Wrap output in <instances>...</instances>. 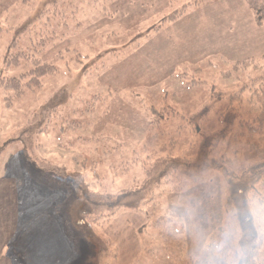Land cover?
<instances>
[{
	"label": "rangeland",
	"instance_id": "374dc122",
	"mask_svg": "<svg viewBox=\"0 0 264 264\" xmlns=\"http://www.w3.org/2000/svg\"><path fill=\"white\" fill-rule=\"evenodd\" d=\"M15 55L19 63H7ZM22 56L56 70L17 98L0 88V264H23L20 240L54 249L51 264H214L225 245L226 264H253L250 232L242 239L225 207L240 196L230 183L240 190L264 169V128L246 124H260L264 20L245 0H0V78L33 66ZM230 107L236 121L208 163L174 174L143 203L126 195L154 159L196 158ZM70 174L114 198L99 206L106 221L96 227L110 254L77 221ZM251 205L264 232V200ZM55 226L69 248L59 250Z\"/></svg>",
	"mask_w": 264,
	"mask_h": 264
},
{
	"label": "trees",
	"instance_id": "16d2710c",
	"mask_svg": "<svg viewBox=\"0 0 264 264\" xmlns=\"http://www.w3.org/2000/svg\"><path fill=\"white\" fill-rule=\"evenodd\" d=\"M245 1L253 12L254 20L258 24L261 23L264 20V0ZM184 11L185 6L182 10L180 9L179 11L171 13L167 18L164 19V21H174L178 19ZM159 26H157L156 29L159 28ZM20 55H22V53H20ZM20 55H15L13 59H8L7 63L12 61L14 65L18 64L20 61ZM23 55L25 56V54ZM23 58L33 63V66L29 70L24 71L18 76L16 75L7 78H0V88L10 91L9 96H12L14 98L21 96L26 88L32 89L34 86L39 85L43 77L53 74L56 70L54 65L46 62H41L39 59H36L34 57H30L29 59H27L26 57ZM254 93L255 95H260L261 93L264 96L263 90L260 92L258 91V89H255ZM234 96L238 98L241 97L240 93H237ZM249 101L253 102L254 97L252 96ZM260 109V115L257 117V120H259L260 124L258 126H253L251 122L246 123L249 129L254 130V132L261 131V129L264 128V99L261 101ZM233 110L234 109L230 107L227 112L223 113L220 116L222 129L218 133L209 134L207 137L204 135L200 143L198 156L196 158L186 160L185 158L181 157L163 156L154 159L150 167L144 169L145 175L140 185L124 189L126 195L133 197L134 199L143 197L141 201L143 203L144 201H147L149 199L148 197L143 196L144 193L145 196H148L147 194L151 193L155 188L160 189L161 185L174 174L184 173L188 175L190 171L203 167L204 164L208 163V161L210 160L208 154L213 149V147L223 142L228 137V131L230 127L234 125L237 118L235 112H232ZM42 130H45V128ZM23 132H26L23 140L27 142L28 146H31V143L33 142V130L24 129ZM45 163L49 165L48 162ZM258 163L251 164L245 171L256 168V164ZM51 170L53 171V168H51ZM50 171L46 170L43 173L49 178H52L53 175L58 181L59 177L57 176V174ZM261 171V175L257 177L252 176L251 179H247L248 181H241L240 183L245 184V186L243 188L242 184H240V190H238L236 187L234 188V186H232V183H230L229 187L231 188V193L235 191V193L240 194V196H234L235 198L233 199L231 195H228L225 204L226 210L232 216H236L240 224V227L242 229V239L247 236L245 228L250 232L249 235L252 237V242L249 246L248 253L250 261L253 264H264V232H262L259 226L255 225V222L253 221L251 215V204H253L254 201L262 202L264 200V169ZM68 179H73V181L69 180V195L67 200L69 204L70 202H76L78 204L79 218L77 221L82 222L83 231H86L87 239L91 241L90 245L93 248L101 245V248H103V251L101 250V254L103 255L104 252L105 254H110L106 246L107 241L102 240L98 236L96 227H101L103 222L106 221L102 220L103 213L101 209L106 207L111 208L114 198L108 195L105 196V199H103L102 196L93 192L78 174H70V176H68ZM64 180L65 179H61L60 182H64ZM239 198H243V201H239ZM234 200H236V202ZM100 205H102L103 207H101V209L98 211ZM73 212L75 213V210H73ZM99 217L101 219L98 220ZM222 232L224 231L222 230ZM241 245H243V243H241ZM210 247L211 251H214L218 248V246H216L215 244H210ZM226 251L227 245H225L224 247H219L218 253H220V259L217 260V262L214 264H226V261L224 259ZM241 252L242 251L238 250L237 254L240 256ZM192 264L199 263L198 261H193ZM239 264H241L240 260Z\"/></svg>",
	"mask_w": 264,
	"mask_h": 264
},
{
	"label": "crops",
	"instance_id": "0c3cea01",
	"mask_svg": "<svg viewBox=\"0 0 264 264\" xmlns=\"http://www.w3.org/2000/svg\"><path fill=\"white\" fill-rule=\"evenodd\" d=\"M48 224H51L50 221H48ZM56 235H57V237H60L59 241L62 242V244H63L60 246L59 250L62 249V247L64 248V246L68 247V245L66 243H63L62 238H61L62 233L57 227H56ZM50 241H54V240H50ZM23 242H21V240H20L17 244L19 249L20 248L23 249V250H19V255L22 259L23 264H48V263L51 264L52 263L51 259H49L47 262H45V259L49 258L48 257L49 253L52 254L54 249H49L47 252H43L42 250L39 251L37 246L35 248H33L29 243L23 244ZM34 245H36V244H34ZM26 247H30L31 250H28ZM59 250L56 249V251H59ZM30 254H31V259L28 261L26 257H28Z\"/></svg>",
	"mask_w": 264,
	"mask_h": 264
}]
</instances>
